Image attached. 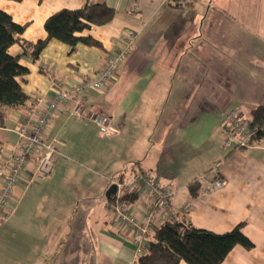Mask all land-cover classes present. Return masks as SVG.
Segmentation results:
<instances>
[{
  "label": "crops",
  "instance_id": "crops-1",
  "mask_svg": "<svg viewBox=\"0 0 264 264\" xmlns=\"http://www.w3.org/2000/svg\"><path fill=\"white\" fill-rule=\"evenodd\" d=\"M91 2L116 12L111 22L77 33L101 46L72 48L52 39L36 60L20 43L10 47L29 67L21 83L33 101L7 111L0 142H17L14 128L36 97L54 95V78L70 87L99 75L134 33V49L115 79L86 97L119 131L103 135L96 124L71 118L67 104L55 113L45 133L65 144L39 185L19 184L12 215L0 222V264H136V232L115 222L106 194L137 172L176 190L178 219L217 233L244 223L254 246H235L221 264H264V138L246 150L224 147L227 113L250 116L264 104V0H184L181 8L167 0H0V8L26 25L23 40L37 42L47 36L50 15ZM218 162L226 184L208 191ZM203 174L192 194L190 185ZM132 192L127 207L142 220L148 195ZM188 200L194 207L185 211Z\"/></svg>",
  "mask_w": 264,
  "mask_h": 264
},
{
  "label": "built area",
  "instance_id": "built-area-1",
  "mask_svg": "<svg viewBox=\"0 0 264 264\" xmlns=\"http://www.w3.org/2000/svg\"><path fill=\"white\" fill-rule=\"evenodd\" d=\"M135 42L136 35L129 34L122 47L107 59L99 75L87 76L70 87H63L56 81L50 64L43 65V70L54 78V95L36 97L35 107L14 128L18 135L16 143L0 142V222L6 221L12 215V200L22 181L26 183V187L39 185L54 170L59 146L65 144V141L57 135L48 138L45 129L64 105H69L67 113L71 118L96 124L103 135H112L119 131L107 112L88 107L86 97L93 91L106 88L115 79L124 58L134 49ZM225 123L228 130L224 140L225 148L246 150L257 143L254 140L250 116L235 109L227 113ZM220 164L218 162L211 169L214 177L208 182V191L220 189L226 184V180L220 175ZM203 179H206V174L195 179L193 183ZM115 183L118 190L113 195L109 208L119 226L129 227L136 232L135 242L140 255L144 253L153 230L176 218L173 200L177 192L163 185L158 178L143 172L134 173L130 181ZM137 188H142L148 195V205L142 220L129 211L124 198V194ZM193 207L192 200L186 201L183 206L185 211Z\"/></svg>",
  "mask_w": 264,
  "mask_h": 264
},
{
  "label": "trees",
  "instance_id": "trees-1",
  "mask_svg": "<svg viewBox=\"0 0 264 264\" xmlns=\"http://www.w3.org/2000/svg\"><path fill=\"white\" fill-rule=\"evenodd\" d=\"M167 1L177 8H181L184 3V0ZM115 13L113 7L102 2L86 3L77 9H60L45 21L46 38L31 42L20 36L26 25L16 22L10 13L0 8V126L5 125L10 108L27 107L33 101L21 83L22 78L29 73V67L21 62L22 55L10 53L13 44L20 43L25 49L24 53L29 54L33 60L40 57L52 39H58L72 48L79 43L101 46L92 36L77 33L93 25L111 22ZM250 117L254 140L258 142L264 138V104L252 109ZM199 189V182L190 185L192 194H197ZM135 196V192L124 194V198L129 200ZM113 197L110 196L109 200ZM243 224H238L230 231L217 233L175 218L154 230L153 237L148 240L136 264H179L183 260L188 264H221L235 246H254L253 241L243 232Z\"/></svg>",
  "mask_w": 264,
  "mask_h": 264
},
{
  "label": "water",
  "instance_id": "water-1",
  "mask_svg": "<svg viewBox=\"0 0 264 264\" xmlns=\"http://www.w3.org/2000/svg\"><path fill=\"white\" fill-rule=\"evenodd\" d=\"M117 190H118V186H117V184H116V183H113V184L109 187V189L107 190V194H106V195H107L108 197H110V196L116 194V193H117Z\"/></svg>",
  "mask_w": 264,
  "mask_h": 264
}]
</instances>
